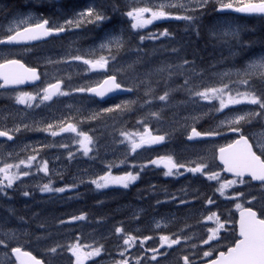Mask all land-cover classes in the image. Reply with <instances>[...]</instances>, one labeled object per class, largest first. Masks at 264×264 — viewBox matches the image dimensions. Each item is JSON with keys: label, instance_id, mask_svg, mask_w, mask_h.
I'll use <instances>...</instances> for the list:
<instances>
[{"label": "rangeland", "instance_id": "rangeland-1", "mask_svg": "<svg viewBox=\"0 0 264 264\" xmlns=\"http://www.w3.org/2000/svg\"><path fill=\"white\" fill-rule=\"evenodd\" d=\"M122 12L124 13V11ZM29 14L38 16L34 11L29 10L13 12L11 15L3 17L0 21V36L8 34L7 29L9 27H14L16 22ZM68 18L70 17H58L57 20L63 21ZM108 21L110 22L111 19L103 22L99 26L87 24L92 25L90 28L95 32V35H92V32L88 33L86 29H84V32L80 31L84 27L86 28V26H83L79 29H73L70 35L71 38L66 41L55 40L47 45L44 44L39 46L42 49H38L39 47L28 49L26 47L10 52L24 57L30 61L31 65L38 66L42 69L45 83L39 88L60 78H64V87L66 89L85 85L93 86L100 82L106 74H114L117 69H125L117 74V78L128 86L133 87L142 80H149L151 81V87L154 89V95L156 96L163 94V92L168 89L174 90L171 92L170 99L167 103L153 100L151 104H145L144 101L150 99V97L145 96L146 85L142 84L134 91L133 95L119 97L102 106L94 103L86 93L72 92L69 96L54 98L53 101L46 102L45 105H41L39 108H27L25 105L17 104L15 99L7 107L1 108L0 128L4 130L12 129L17 125H30L32 128L44 127L49 123L65 120V118L70 117L71 120H65V122L77 123L78 130L88 133L94 138L96 143L93 151L90 152L88 156H84L82 151H78L79 145L74 142V133H61L59 136L53 137L48 132L24 129L18 133H13L18 135L16 142H0V166H3V163H17L20 159H26L29 155H33V148H39L41 145L46 146L40 151L37 161L34 162L31 168V175L22 177L12 188L6 189L7 195L0 193V238H5L4 233H14L17 238L16 240L8 242L9 246L7 248L0 245V264H9L8 258L4 255L5 252L11 257V261L15 262L11 254V247L16 246H26L27 248L35 250L43 257L46 264H74L75 257L72 256V253L69 252L67 248L68 245L76 243L77 240L83 245L102 244L104 246V251L107 253V256L102 261H98L94 264H99V262L112 264L114 260L121 259L122 257L119 253L124 247L123 234H116V236H114L113 229L106 227L104 223L102 224V220L100 219L90 220L88 218L78 221L81 223H77L78 226L74 227L78 230V235L76 232L74 233V239L71 234L67 233H62L58 238L46 239L37 237L39 236L37 228H32L22 221L16 223L13 219H9L5 215L14 207L15 201L24 196V191L30 192V194L33 193V195L37 191L45 197L48 193L41 192L39 188L49 181H51L52 187L54 188L75 184L76 187L70 190H75L79 184H82L80 185L82 188L81 192H89L93 195H98L101 197V200L104 201L111 193L97 194L95 185L90 181L99 175H103L104 172L107 171L109 163H115L117 165L112 168L113 175H122L124 172L130 170L134 172L140 171L139 178H145V180L142 185L136 186L137 188L140 187L139 189H151L155 182L158 181L157 179L162 178L163 180L170 179L178 183L180 187L179 185L175 186V189L181 188L186 190L184 195H182L180 191L179 195L181 197L179 196L177 201H175V203L180 204L179 210H184L181 211L182 215L178 213L179 210H177L175 206L170 211H160L154 208L153 210L160 214L148 216V219H145L144 214L147 208H145L144 205H140V203H138L140 201H135L129 206L127 213L122 216L123 219L128 221L127 225H123L125 234L130 233L140 237L146 235L143 230L148 228L150 233L148 236L152 237L151 240L145 241L143 245H139V241H137L133 247L128 249L125 256L128 258L129 264H137L136 259L134 260L136 263L130 262L131 259L137 257H139L140 260L145 258L146 261L144 264H178V262L183 264V262L177 261L184 256L182 252L179 251V249L183 247V242L179 245H174L173 248L170 249H160L162 252L167 253V256H164L165 258L158 256L157 259L163 258V260L157 263L151 261L153 253L148 251V249L157 247L160 243L159 236L163 232H165L163 235H179L182 237L181 240H187L183 239V237L189 239L190 237H196V235L200 234L208 236V228L215 227L216 225L215 221H206L204 217L212 213L213 208L228 204H223L222 201L226 199V197L220 196L218 192L216 193L217 200L212 198L215 201L214 204H207L206 201L209 197L204 203L199 204L197 199H204L206 193L211 195V185L214 184L202 174H193L181 169L180 171L183 172V175L165 176L163 174L165 171L163 165H148L142 171L139 166L157 156L172 155L177 162L185 164L188 167H194L196 162L206 161L210 165L209 170L219 172L222 177L221 170L214 160L215 150L218 147L230 143L237 137V134L228 131L227 126H224L219 128L221 135L215 138L189 142L186 140V137L189 135V131L193 125L192 118L207 113V115H203V117L195 123V127L201 132H204L210 128H216L220 124V121L231 116L234 112L242 113L255 110L257 106L242 104L243 108H241L242 105H236L230 106L229 109H225L223 112L210 111L214 105L218 107V101L209 102L199 100V98H191L188 92L186 96L182 95L183 89L179 86L184 84L185 75L177 74L169 79L167 72L158 73L155 70L163 65H176L182 62H170L165 60L166 58L169 60L170 57H172V59L176 57L180 60L187 59L189 61L198 59L199 62H194L197 71L201 72V75L192 78V85H199L201 87L215 86L221 83L218 74L229 70H232L234 73L235 69L241 68L253 54H259L264 51V49H261L264 47L256 46L254 51L245 59L241 60L236 58L233 53L237 54L239 50L238 45H240L239 42L230 40L225 43L214 37L212 32L222 31L228 24H231L233 27H239L241 33L245 29L244 23L242 24L231 16L216 15L213 18L214 23L211 26H205L197 22L195 28H192L188 26L187 21L165 19L155 21L152 25H148L146 31L144 29L137 30L139 35L134 36V38L130 35H124L125 39L130 43L119 52L115 61L110 62L107 70L89 71L88 67L84 65L82 61H71L68 59L69 55H84L85 58H94L90 54V50L92 49H96V56L107 55L106 51L101 52L99 50V44L107 33L119 34L112 29L113 26L116 25L107 24L106 22ZM120 23L121 25L127 26L125 31L127 32L130 25L129 18L124 15ZM163 27L171 33L168 38L159 36L157 39L146 38L144 41H140L139 37L144 36L145 32L147 33L145 37H147L150 33L163 32ZM117 28H119L120 33H123L122 28L124 27L119 25ZM76 30L77 34L73 37ZM197 30L199 31V35H196ZM175 33L181 35L175 37ZM85 36H89L90 39L83 42L82 45L76 44L73 49L71 48L70 40L72 38L78 41ZM171 40H178L181 44L168 46ZM185 41L191 44L189 50L190 58H185L184 55L185 50L183 44ZM145 45H149L150 48H145ZM138 48L139 51H137ZM173 48H178L180 51L174 53L172 52ZM8 54L9 51L0 49V56L5 57ZM138 58L139 62L135 63L133 68H128V65L133 64ZM150 60H156V63L152 64ZM173 71L177 70L174 69ZM68 77H71V79H68ZM237 79L238 77L235 74L231 76V80ZM163 80V92L157 94L159 85ZM223 82L227 83L228 80L225 79ZM252 83L258 92L264 91V82L259 79H254ZM197 90H199V88H197ZM240 90H244V87L240 86ZM17 93L18 92H12L11 94L15 98ZM2 98H6V95H2ZM122 101H136V103L131 106V110L105 113L97 119H88L93 113L99 112L104 108L113 107ZM153 111L160 112L161 118L156 119L151 117L149 113ZM141 120L147 123L153 133L161 135L167 133L169 134V138L165 140L166 145L164 147L152 148L149 151L139 149L136 153L129 154L127 142L120 143V141L124 139L120 135V132H143V124L138 123V121ZM80 121H83V123H79ZM242 131L244 135L250 138L254 145L257 141L264 143V120H253L250 124L243 125ZM62 144L68 145V147H61L60 145ZM69 151L74 153L73 158H69ZM78 156L81 157L77 158ZM125 159L128 163L121 164L120 161ZM43 160L48 161V175H45L43 172L40 174L39 171H37L36 165L40 164ZM133 165L136 167L133 168ZM21 167L23 168V166ZM13 171H15V169H13ZM66 175L68 177L65 180L64 178ZM31 186L35 187L30 188ZM136 187L130 188L135 189ZM98 190L101 191L102 189ZM155 192L156 191H154L153 194H155ZM161 193L164 194L166 191H161ZM243 193H247L246 197L243 198V202L241 200L236 201L230 199L233 201L231 209L235 211L238 210L235 207L237 202L247 205L248 203L246 201L250 200L252 196L257 197V200L253 202L254 206L261 209V206L264 205V199L261 198L264 189L260 186L252 183L245 184L243 185ZM52 194L58 195L59 193L52 192ZM181 200L186 201V203L181 204ZM56 201L52 202V199H49L48 202L53 206ZM191 201H193V203ZM127 205L128 204L118 206L112 210H125ZM47 215L51 217L56 216L54 208H51V213L48 212ZM201 218L203 223H199ZM193 219H197V221H192ZM179 220H181L183 224H186V228H188L187 234L191 233L189 236H182L184 233L180 231L173 232L179 230V228L175 229L177 221ZM157 223H160V228L156 227ZM226 228L228 231H231V223L227 224ZM147 231L148 230H146V232ZM224 233L226 232L221 230L218 243L212 242L211 245H209V249L210 247L226 245L224 244L226 242V237L224 236L223 238ZM79 235L81 237H79ZM154 238L156 240V242H154L155 245L148 246ZM56 245L61 246L57 249V252L52 253L48 251Z\"/></svg>", "mask_w": 264, "mask_h": 264}, {"label": "snow or ice", "instance_id": "snow-or-ice-1", "mask_svg": "<svg viewBox=\"0 0 264 264\" xmlns=\"http://www.w3.org/2000/svg\"><path fill=\"white\" fill-rule=\"evenodd\" d=\"M212 0H130L129 8L123 13L130 20V28L133 31L145 29L148 25H152L155 21L165 19H176L188 22V26L195 28L197 22L200 19V15L204 14L205 9L211 3ZM217 5L216 11L218 13H225L228 11H234L236 13H242L247 15H259L264 17V0H215ZM135 5V6H131ZM116 7H113V11H116ZM199 13L200 15H196ZM104 11L95 4H92L82 11L74 13V15L68 19L58 22L44 16H33L31 14L24 16L14 27H9L5 35L0 36V45L17 44L26 41H36L45 37L58 35L66 31L73 29H79L87 24H93L99 26L103 22L110 20ZM171 33L167 29H164L160 33H150L147 37L140 36V41L147 39H157L159 36H169ZM196 35H199V31H196ZM212 35L218 40H222L225 43L231 41H237L241 48H251L254 41L242 42L240 41V29L239 27H233L228 24L222 31H213ZM128 41L125 39L124 34L107 33L104 39L99 44L98 48L101 52H107V55L96 56V49L90 50V54L94 58H85L84 55H69L68 59L71 61H82L84 65L88 67L89 71L95 70H107L110 62L117 59V55L122 51ZM231 46V45H230ZM139 51V48L137 49ZM180 49L173 48L172 52L178 53ZM115 52V54H114ZM236 55V53H233ZM52 63L51 61H49ZM129 64L128 68H133L135 63ZM187 66V67H186ZM177 71H173V70ZM125 69H117L116 73L108 75L97 86H80L75 88H65L64 78L55 80L54 83H47L44 87L39 88L36 92H18L15 96L17 104L25 105L27 108H39L41 105H45L46 102L53 101L54 98L69 96L72 92L78 93H94L96 96L104 97L106 94L124 90L133 92L138 89L142 84L146 85L145 96L150 97L144 101L145 104H151L153 100H159L167 103L170 99L171 92L174 89H168L163 94L154 95V89L151 87V81L142 80L139 84H135L133 87L125 88L124 85L118 81L117 74ZM158 73L167 72L170 79L173 75H185L184 84L179 86L181 89L187 91L191 98H199L203 101H218V107L213 106L210 111L223 112L225 109H229L230 106L236 105H252L257 106L255 110H249L242 113L234 112L231 116L226 117L220 121V124L216 128H210L207 131L201 132L195 127V123L207 115V113L201 116L193 117V125L188 135V139L201 137L219 136L221 132L219 128L227 126L228 131L237 134V139L227 144L226 146L219 148V160L223 164V170L232 173L233 179H222L219 172L210 171V165L206 161L196 162L194 167H188L185 164L177 162L172 155L157 156L154 159L148 160L145 164L140 165L142 171L148 165L160 166L163 165L165 176H180L183 175L181 169L189 173H199L207 177L210 181H217L218 187L215 189L220 196L228 199L239 201L246 197V194L238 190H234L231 196H227V189L233 188L237 184H249L252 181L260 182L261 188L264 189V143L250 142L249 137L244 135L242 127L245 124H250L253 120H264V92H258L252 81L259 79L264 82V51L259 54H253L241 68L235 69L218 74L221 83L215 86L192 85V78L201 75V72L197 71L194 61L183 59L181 63L176 65H163L155 70ZM235 74L238 79L231 80V76ZM46 75V74H45ZM150 75V74H149ZM71 79V77H68ZM227 79L228 82L223 81ZM41 80V74L36 68L27 67L20 59L5 58L0 56V88H6L12 85H21L26 82H35ZM240 86L244 87V90H240ZM199 88V90H197ZM35 102V103H34ZM136 101H122L113 107L101 109L99 112L93 113L88 119H97L102 114L113 112H124L131 110V106ZM149 115L156 119H160L161 115L158 111L150 112ZM6 118V117H5ZM70 121L71 118H65ZM65 120L49 123L44 127L32 128L30 125H17L9 130H0V137H7L9 140L13 139V135L10 133H18L22 129L44 131L50 133L51 136L57 137L61 133H74V142L79 145L78 151H82L84 156H88L93 151L95 146V140L88 133L79 131L77 123L65 122ZM79 123H83L80 121ZM143 124L144 131L137 133H129L121 131L120 135L124 138L120 143L128 144L129 154L136 153L137 150L146 146L158 145L169 138V134L164 135L153 134V131L148 127L144 120L138 121ZM137 137V138H134ZM61 147L67 148L68 145L62 144ZM46 147L41 145L39 148H33V155H29L26 159H20L17 163H3L0 166V193H6V189H10L13 185L22 179V177H28L31 175V168L40 151ZM254 147L256 150H254ZM27 148V146H26ZM259 151V154L257 152ZM69 158H73L74 153L69 151ZM121 164H126L128 161L121 160ZM23 166V168L21 167ZM115 163H109L107 171L103 175L97 176L90 182L95 185L96 189H104L112 185L122 186L128 188L132 183L137 181L140 177V171H126L122 175H113L112 168L116 167ZM37 171L43 172L45 175L49 174L48 161L43 160L40 164L36 165ZM133 168L136 166L133 165ZM15 169V171H13ZM250 179L246 180L245 177ZM76 187L73 185H65L64 187L54 188L51 181L44 183L40 186L39 190L45 193L58 192L63 193L66 190ZM24 196L30 195L29 192L24 191ZM262 199H264V193H262ZM175 199V197H172ZM257 200V197L252 196L250 200H247L249 206L245 207L243 204L237 202L235 207L240 210L239 220L233 222L231 220L221 221V218L217 213L212 212L204 219L206 221H215V227L208 228L207 239L202 240L204 245H210V242L219 241L221 230L227 231L226 225L229 223H235L238 225V232L231 246L227 247L226 251H218L215 259H210L208 264H264V205L261 206L259 211L254 209L253 202ZM207 204L212 205L215 201L209 197ZM159 203V201H158ZM181 204L186 201L181 200ZM87 218V214L73 215L68 221H60L61 224L71 223L73 221H82ZM166 226V225H165ZM157 228H160V223L156 224ZM115 232L117 234H123V250L119 253L122 257L119 260H114L112 264H129L128 258L125 253L129 248L133 247L139 241L141 245L145 241L151 240L152 237L145 236L143 238L134 236L130 233L125 234L122 227H116ZM5 238H0V245L7 248L8 242L16 240L14 233H4ZM175 237V238H173ZM182 237L176 234L159 236V247L150 248L148 251L153 253L151 259L157 260L158 256H167V253L162 252L160 249L172 248L174 245L181 243ZM183 239H188L183 237ZM60 245H56L48 251L55 253ZM193 247H196L193 245ZM67 250L75 257L74 264H86L88 261H93L94 258L100 257L104 252V246L100 245H83L77 240L76 243L68 245ZM11 254L15 257V262L11 261V257L5 252V257L8 258L9 264H44V261L38 259L30 251H26L22 246L11 247ZM213 255V249L203 252L204 257H211ZM183 264H192L188 256L181 258ZM137 264H141L140 258H136Z\"/></svg>", "mask_w": 264, "mask_h": 264}, {"label": "trees", "instance_id": "trees-1", "mask_svg": "<svg viewBox=\"0 0 264 264\" xmlns=\"http://www.w3.org/2000/svg\"><path fill=\"white\" fill-rule=\"evenodd\" d=\"M261 31H263L262 27H259L255 30L253 28H248L242 34L243 39L241 38V36L240 38L242 39V42H250V41L255 42L253 38L257 36L258 33ZM179 35L181 34L175 33V37H178ZM166 38H168V36ZM180 44L181 42L178 40H171L168 46L180 45ZM190 46L191 44H185L184 46L185 58H190V53H189ZM253 47L254 45L251 48H247V47L241 48V54H243V50H246L247 52H249L253 49ZM165 60L170 61V62L182 61L176 57L173 59L172 57H170L169 60L166 58ZM150 61L152 64L156 63V60H150ZM194 61L199 62L198 59H195ZM163 83H164V80L159 85L157 94H160L163 92ZM182 92H183L182 95L186 96L187 91L183 90ZM39 173L41 174V172ZM157 180L158 181L155 182L154 186L151 189H146V188L139 189L140 187L138 188L136 187L135 189L130 188V187L128 188L122 187V189H112V191L108 193H113V194L106 197L104 201L101 200L100 196L93 195L91 193L81 192L82 189H80L77 192H72V193L67 192L66 194L59 195L58 196L59 198L56 201L55 205L52 206L50 202H48L49 197L44 198V199L42 198L39 199L35 194L33 195V193H31L27 197L20 198L24 200L23 204L20 202V199L15 201L14 207L5 215L9 219H13L16 223H19L22 221V222L27 223L32 228H37V231L39 232V236L37 237L46 238V239L58 238L60 237L62 233L71 234L72 238L74 239L75 238L74 233L76 232L78 235V230H76L74 227L78 226L77 223H81V222L73 221L71 223L66 222L64 224H61L60 221H68L69 217L73 215H80L82 213L88 214L89 215L88 218L90 220H94V219L102 220V224L104 223L105 226L108 228H111V229H115L116 227L124 228L123 225H127L128 221L123 219L122 217L124 215L123 212L121 211L114 212L112 210L113 206L117 203L125 202L128 205H130L131 203L135 201H140L147 207V210L149 209V211L146 212L145 215H151L155 213V211L153 210L154 208H157L160 211H165V210L170 211L175 206L177 210L180 209V204L175 203V201H177L178 197L180 196L179 195L180 191H181V194L184 195L186 190H183L181 188L175 189V186H178L179 184L173 180H170V179L163 180L162 178H158ZM212 182L214 184L211 185L212 187L211 195H208L206 193V196H204V199H200V198L197 199L199 201V204L204 203V201L208 197H211L213 199L215 198V200H217V195H216L217 192L215 191V189L218 187V183H215L216 181H212ZM258 186L261 187V185H258ZM236 189L238 188H235V187L232 188L229 191V194L232 195L233 191ZM164 190L166 191V193L162 194L161 191L164 192ZM154 191H156L155 194H153ZM104 193L105 192L101 194H104ZM172 197H175V199H172ZM231 206L232 205L230 204L228 208H226L228 209L226 211H225V208H222V209L213 208L212 212L218 213L219 211H221L220 213L221 221L231 220L234 222V211L233 209H231ZM51 208H54V212L56 215L54 217L47 215L48 212L51 213ZM181 211H184V210H179L178 213L182 215ZM192 221L196 222L197 219H193ZM199 223H203L202 218L200 219ZM186 227H187L186 224H183V222L179 220L177 221V224L175 227V229L179 228V230L173 231V232L180 231L184 233V235L182 236H189L191 233L187 234L188 228ZM146 229L148 230V233L146 235L140 236V238H143L150 234L149 229L148 228ZM234 229H235L234 223H231V231H228V230L225 231L222 229L224 232H226L223 234V238L224 236L226 237V242L224 243L226 244V246L231 245L232 241L234 240V231H235ZM79 237L81 236L79 235ZM204 239H207V236L200 234V235H196V237H190L187 240H181V243L183 242V247H181L179 251H181L184 256H188L190 261H192V264L196 263L202 260V258L204 257L203 252L209 250V245L207 246L202 243V240ZM154 242H156L155 238L148 244V246L155 245ZM211 243L212 242H210V245ZM193 245H195L196 247H193ZM217 247H221V246H217ZM23 249L30 251L35 256L43 259V257L35 250L27 248L26 246H23ZM135 259L136 258L131 259L130 262L136 263V261H134ZM162 260L163 258L157 259L155 261L151 259V261L155 263H157L158 261H162ZM145 261H146L145 258H142L140 260L141 264H144ZM177 261L183 262L182 259L177 260ZM178 264H180V262H178Z\"/></svg>", "mask_w": 264, "mask_h": 264}, {"label": "flooded vegetation", "instance_id": "flooded-vegetation-1", "mask_svg": "<svg viewBox=\"0 0 264 264\" xmlns=\"http://www.w3.org/2000/svg\"><path fill=\"white\" fill-rule=\"evenodd\" d=\"M92 4H95V6L102 9L104 13L110 18L114 17V20L120 22L124 16L122 14L123 13L122 11L125 12L126 10H128L129 5H130V0H0V14L6 15L5 17H7L11 15L13 12L31 10V11H34L36 15L38 16L42 15L45 18H50L52 20L62 22V21L57 20L58 17L60 18L61 17H71L74 15L75 12L82 11L83 9H85L86 7ZM114 6L117 9L116 11H113ZM131 6H135V5H131ZM215 9H216V3H215V0H212V2L209 3L207 8L205 9L204 14L200 16V19H199L200 23L204 24L205 26H211L214 23L213 21L214 16L220 15V16L234 17L242 24L245 23L246 25L251 27V26L261 25L264 19V17H261L259 15L237 14L234 11L218 13ZM196 14L200 15L199 13H196ZM106 23L107 24L109 23L111 25H116L115 21H112V22L108 21ZM85 26L86 28L84 27L80 31L84 32V29H86L88 33L92 32V35L93 34L95 35V32L90 28L92 27V25H85ZM122 26L124 27L123 32L125 34L127 26L126 25H122ZM129 29H131L130 25H129ZM72 32L73 31L70 30V31H66L64 34L60 35L59 37H51L46 43H43L42 45L44 44L47 45L55 40L66 41L67 39L71 38L70 35ZM136 32L139 33L137 30L134 33ZM76 34H77V30L75 31L73 37H75ZM85 37H82V39L78 41L72 38L70 40L71 48L73 49L76 44L82 45V43L85 42ZM33 47H35V45L27 46L28 49H32ZM36 47L38 48V46ZM21 48H26V47L0 45V49H5L9 51V54L5 56V58H9V59L16 58V59L23 60L24 57L15 55L14 53L10 52V51L19 50ZM38 49H42V48L39 47ZM31 66H35V65H31ZM38 68H39V71L43 73L42 69L40 67ZM9 91L10 92L5 93L6 98L4 102L0 104V109L7 107L14 100V96L11 94L12 92H19V91L32 92L31 89H27V88L26 90L25 88H22V89H14V90H9ZM241 192H243L242 184H241ZM162 249H167V247L165 246ZM99 264H111V263H99Z\"/></svg>", "mask_w": 264, "mask_h": 264}, {"label": "water", "instance_id": "water-1", "mask_svg": "<svg viewBox=\"0 0 264 264\" xmlns=\"http://www.w3.org/2000/svg\"><path fill=\"white\" fill-rule=\"evenodd\" d=\"M44 39V38H42ZM40 39V40H42ZM36 41H39V40H36ZM32 42H35V41H26V42H21V43H32ZM21 43H17V44H21ZM2 82V81H1ZM39 81H35V82H26L24 84H21V85H12V86H8L6 88H15V87H22V86H29V85H33L35 83H37ZM125 93H129L128 91H124V90H117V91H114V92H111V93H108L106 94L104 97H99V96H96L94 93H88L89 95H92V96H95L97 97L99 100H105L106 98L110 97V96H113V95H116V94H125ZM2 138H7V137H0V139ZM201 138H204V137H201ZM201 138H194L192 140H196V139H201ZM8 139V138H7ZM188 139V138H187ZM189 140V139H188ZM191 140V141H192ZM217 161L223 166L222 162L219 160V149L217 150ZM224 167V166H223ZM223 172L229 176H233L232 173H228L226 171L223 170ZM247 177V176H246ZM255 183H259L258 181H253ZM239 215H240V210L237 212V220L236 222L239 220ZM236 231L238 232V225H236ZM218 255V253H217ZM216 258V257H215ZM215 258H212V259H215ZM201 264H208V261L206 262H203Z\"/></svg>", "mask_w": 264, "mask_h": 264}, {"label": "bare ground", "instance_id": "bare-ground-1", "mask_svg": "<svg viewBox=\"0 0 264 264\" xmlns=\"http://www.w3.org/2000/svg\"><path fill=\"white\" fill-rule=\"evenodd\" d=\"M178 96V95H177ZM196 182H198L197 180H195ZM205 185V184H204ZM220 212V211H219Z\"/></svg>", "mask_w": 264, "mask_h": 264}]
</instances>
